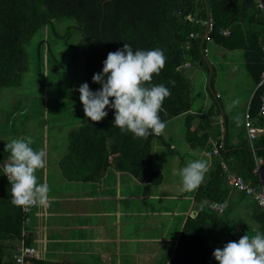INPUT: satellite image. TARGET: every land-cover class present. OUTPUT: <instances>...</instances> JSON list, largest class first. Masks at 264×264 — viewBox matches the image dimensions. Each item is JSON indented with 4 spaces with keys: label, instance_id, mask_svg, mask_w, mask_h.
I'll return each instance as SVG.
<instances>
[{
    "label": "trees",
    "instance_id": "1",
    "mask_svg": "<svg viewBox=\"0 0 264 264\" xmlns=\"http://www.w3.org/2000/svg\"><path fill=\"white\" fill-rule=\"evenodd\" d=\"M260 3L262 8L258 6ZM206 5L212 28L208 29L201 50L207 28ZM65 18L76 23L86 83L93 91L101 88L92 77L102 72L109 52L122 49L124 44L134 51L160 48L167 57L166 66L153 76L152 83H163L171 91L164 101L161 119L184 115L186 142L202 149H210L207 146L210 131L219 123L215 146L218 153L211 155L212 167L193 196L196 213L183 221L166 264H218L213 257L216 248L238 241L245 234L254 235L256 230L264 232V213L254 200L250 207L253 225L239 219L225 221L230 190H234L227 175L256 181L254 155L243 128L234 136L236 143H229L228 120L226 116L223 122L217 119L221 113L216 100L206 113L190 114L191 83L183 73L187 62L205 64L207 42L228 51H243L245 69L256 87L250 100V111L256 117L261 91L257 84L264 70V0H0V87L14 86V78L27 69L23 45L33 34L54 20ZM226 29L229 36L221 33ZM191 34L195 36L190 37ZM213 79L214 69L209 91L213 89ZM170 81H175V86ZM106 111L108 115L102 121L92 122L88 118L84 125L69 130L67 153L58 164L61 176L67 182L97 183L108 170H113L131 176L144 184L146 190L160 185L164 175L154 167L152 142L155 137H162L153 134L142 139L130 132L122 133L114 126L115 110ZM255 122L264 126L263 121L255 119ZM162 143L171 154L175 153L169 142L162 140ZM254 153L264 161V134L255 140ZM9 156L0 146V162L8 161ZM6 191V196L0 195V264H14L22 214L20 206L11 202L9 182ZM216 203L223 206L222 213L211 208ZM31 264L67 263L38 257Z\"/></svg>",
    "mask_w": 264,
    "mask_h": 264
},
{
    "label": "rangeland",
    "instance_id": "2",
    "mask_svg": "<svg viewBox=\"0 0 264 264\" xmlns=\"http://www.w3.org/2000/svg\"><path fill=\"white\" fill-rule=\"evenodd\" d=\"M23 48L27 53V69L14 78V86L0 88V146L5 149L11 139L31 136L34 139L32 147L47 152L46 166L38 170L36 175L39 182L50 186V206L49 210L36 206L29 215L31 246L36 251L45 249L47 252H55L63 248L74 251L81 249L78 241L83 240L85 250L101 252L108 247L107 250L111 248V252L115 253V256L110 258L113 262H103L100 260L102 256L91 254L85 257L87 261L83 263L138 264L133 261L134 257L132 261L129 257H124V252L128 251L129 247L133 252L139 243L144 246L146 233L140 220L144 226L147 216L153 218L154 215H165L162 214V209L168 211L165 213L178 206L179 211L187 210V205L192 203V199L148 201L147 205H142L136 199L141 194L135 189L136 185L120 187L115 179L119 177L112 170L107 171L103 183L107 178H112L111 183H116V188L110 191L113 198L108 193L103 194L102 199L97 198L101 191V181L67 182L61 176L57 162L67 153L69 129L84 125L88 119L85 117L78 91L81 84L86 82V78L82 41L76 23L68 18L54 20L52 24L33 34ZM221 53L223 56H220ZM212 69L213 89L209 91L208 77ZM183 73L190 78L193 109L205 103L211 106L216 100L221 113L220 121L223 122L224 114L228 120L230 138L242 130L247 102L255 88L244 66L243 51H225L219 49L216 44L207 42L205 64L193 65L191 70H185ZM233 101L239 103L232 106ZM181 120L167 119V128L161 135L162 139L155 137L152 142L155 167L160 169L168 180L179 181V185L182 184L180 169L199 156L196 149L191 150L185 142ZM170 135L175 154H171L162 144V140L166 141ZM120 178L132 177L121 174ZM127 182L134 184L132 180ZM136 183L139 185V182ZM154 192L159 193H152ZM158 202L164 203L163 207L162 203L160 206ZM137 209H142L147 214L143 217L140 215L141 219L130 215L131 213L127 214ZM151 209L157 210V213H151ZM248 212L249 208L231 206L223 216L228 223L239 219L253 225ZM153 225L157 233L160 225L157 221ZM53 227L60 230L53 231ZM173 232L169 233L168 241L172 239ZM37 256L47 259L53 257L46 254ZM163 256L164 253L147 264H164L161 262Z\"/></svg>",
    "mask_w": 264,
    "mask_h": 264
},
{
    "label": "clouds",
    "instance_id": "3",
    "mask_svg": "<svg viewBox=\"0 0 264 264\" xmlns=\"http://www.w3.org/2000/svg\"><path fill=\"white\" fill-rule=\"evenodd\" d=\"M167 57L160 48L133 50L129 44L109 52L103 62L102 72L92 77L100 84L93 91L88 83L79 87L80 102L86 118L100 122L107 117L106 109H114V126L122 133L147 139L150 135H162L167 123L161 119L163 104L170 97V89L163 83L153 84V76L166 66ZM175 86V81H170ZM239 101H233L232 106ZM31 136L13 138L5 145L10 152L3 173L11 186V202L16 206H50L51 191L47 183H41L37 171L46 166L47 152L34 149ZM210 168L206 159L190 160L179 171L184 192H192L204 182ZM213 257L218 264H264V232L243 235L238 241H230L216 248Z\"/></svg>",
    "mask_w": 264,
    "mask_h": 264
},
{
    "label": "crops",
    "instance_id": "4",
    "mask_svg": "<svg viewBox=\"0 0 264 264\" xmlns=\"http://www.w3.org/2000/svg\"><path fill=\"white\" fill-rule=\"evenodd\" d=\"M218 48L219 49H223L220 46H218ZM223 50H225V49H223ZM225 51H228V50H225ZM232 51H235V50H232ZM232 51H230V52H232ZM220 56H223V53H221ZM187 64H190V67L189 68H185V69L186 70H191L193 65L191 63H189V62H187ZM189 80H190V78H189ZM255 90H256V87L254 88V91L249 96V100H248L247 104L250 102ZM211 106H212V104H211ZM211 106H209L208 103H205L203 106L200 105L196 109H193L191 107L190 114L200 115V114L206 113ZM174 118L175 119H178V118L182 119L181 123H182V126L184 128V134H185V126H184L185 119H184V115L177 116V117H174ZM217 119L220 120V117L217 118ZM223 121H224V119H223ZM218 124L219 123H217L215 125V127L212 128L211 131H210L211 132L210 133L211 137L209 139V143L207 144V146H209V148L211 150L216 146V144H217V142L219 140ZM224 138H225V131L223 132L222 140H224ZM220 139H221V136H220ZM184 140H185V137H184ZM171 141H172V137L170 135V137L166 140V142H169L171 144ZM185 142H186V140H185ZM222 143H223V141H222ZM229 143L234 145L236 143V139L234 137L233 138L231 137L229 139ZM189 147H190L191 150L196 149V151L199 153V156L197 158H195V159H206V160L209 161V163H210L209 171H210V169L212 167V161H213L211 155H209L210 151H208V150H210V149H207L206 147L203 148V149L202 148H195V147H192L190 145H189ZM172 150L175 151L173 148H172ZM173 154H175V153H173ZM62 157H60V159ZM60 159L57 162V166L59 164ZM7 162L8 161L0 162V195L2 193L4 196H6V194H7L6 189L8 188V182H9L7 176L3 173V165L6 164ZM154 167H155V165H154ZM209 171H208V173H209ZM112 172L116 173L117 177H119V178H115V179L117 180V183L120 184V187L121 186L126 187V186L136 185L135 189L141 193V194H139V197H137L136 199H137V201H140L142 205H147L148 201H157V200L160 201V200L180 199V198L183 199V200L186 199V198H188V199L191 198L192 199L191 202L193 204L189 203L187 205V210L184 209L183 211H179L180 207L178 206V207H176L177 209L175 208L176 210L174 209V210H172L169 213H165V212H168V211H165L164 209H162L161 210V211H163L162 214H165V215H154L153 218H151V216H147L146 219L144 220V222H146L144 226H143V222H141L142 220H140L142 228H144L145 233H146V238L143 239L144 246L142 247V243L141 244L139 243V244H137L138 247L137 248L135 247L133 252L131 251V247H129L128 251L124 252L125 253L124 257H129V260H131V261H132V258L134 257L133 261H135L138 264L150 263V262L156 260L157 258H159V256L162 253H164L163 260L161 262H164V264H166L168 262L169 258H170L171 251L174 248L176 240H177V238H178V236L180 234L183 221L187 218V216H193L196 213L194 202H193V196H194L195 191H194L193 194H192V192L191 193L184 192L182 184L179 185V181L176 182V181H173V179L168 180V178H165V176H164L163 182L160 185L152 186V187L148 188V190H146L145 187H144V184L139 182V185H138L136 183L137 180H135L134 178H120L122 173H117V172H115L113 170H112ZM208 173L206 174V176L208 175ZM124 175H126V174H124ZM103 179L100 182V185L101 184L102 185L99 188L103 192L100 191V193L98 194L97 198L98 199H102V195L105 194V193L110 194V196L113 198L114 196L111 195L110 191H111L112 188H114V189L116 188V186H117L116 183H111L112 182V178H107V180L105 179L106 182L103 183ZM130 179L132 181H134L133 182L134 184H131V182H127V181H131ZM105 183H107V184H105ZM176 184H178V185L176 186ZM126 188H128V187H126ZM153 191H159V193H157V192L152 193ZM83 193H85V192H83ZM158 203L161 206L162 202H158ZM252 203H253V198H251L249 196H242L240 193H238V192H236V191H234L232 189L230 190L229 207L235 206V207H242V208H245V209L249 208L250 212H248V215L250 214V216H251L250 207H251ZM163 204L164 203H162V207H163ZM46 208L48 209V206ZM129 213H131L130 215L137 216V217H140V215H142V217H143L145 214H147L142 209L141 210L137 209L135 211L127 212V214H129ZM151 213H157V210L151 209ZM181 216H182V218H181ZM140 219H141V217H140ZM155 221H157L158 225H160V228H159L157 233H155V227L153 225V223ZM175 224H176V226H174ZM179 224H180V229H178V225ZM53 229H52L53 231L60 230L58 227H53ZM173 230H174V232H173ZM177 230H179V231H177ZM84 232H85V229H84ZM170 232H173L172 239L170 241H168L167 238H168ZM30 234H31V238H30V245H31L32 244L31 243L32 233H30ZM84 235H85V233H84ZM60 241H62V240H60ZM78 243H79V245L81 247L80 250L76 249V250L73 251V250H65V248H63V250H58V251L55 250V252H53V251L47 252V251H45V249L43 251L40 250L41 251L40 252L37 249V252L40 255L41 254L42 255L46 254V255L53 256V257H51L52 259H47V258L44 257L46 260L64 262V263L76 264L77 262H79V263L82 264L84 261L85 262L87 261V259H85V257H87V256H89L91 254H92V256L95 255V254H99V256L103 257L102 259H100L103 262L104 261L113 262L112 259H110V258H113L115 256V253L111 252V248L109 250H107L108 249V247H107V249H105L104 251H101V252L95 251V252H93V250H91V249H87V250L84 249L85 245L82 244L83 240L82 241H78ZM131 243L129 242V244H131ZM89 247H90V245H89ZM84 264H87V263H84Z\"/></svg>",
    "mask_w": 264,
    "mask_h": 264
},
{
    "label": "built area",
    "instance_id": "5",
    "mask_svg": "<svg viewBox=\"0 0 264 264\" xmlns=\"http://www.w3.org/2000/svg\"><path fill=\"white\" fill-rule=\"evenodd\" d=\"M258 6L261 8L263 7L262 3H260ZM207 27L208 29L212 28L211 19L207 20ZM221 33L224 36H229L230 31L226 29L222 30ZM194 36V34L190 35V37ZM262 51L264 52V45L262 46ZM184 66L189 68L190 64L186 63ZM257 88H259L261 91L259 95L256 117L253 116L250 111V102L247 104L246 111L243 115V129L245 130L246 139L255 159L253 174L256 181L246 180L236 174H228L227 180L229 185L236 192L252 197L264 213V161L263 159L256 157L254 153L255 140L260 135L264 134V126L258 125L255 122V119L264 122V70L261 72ZM217 153L218 148L214 147L209 155H216ZM35 207L36 206H20L22 214L21 235L16 248V254L14 256V264H31L32 260L38 258V252L30 244H27V240L31 238L29 230V215L32 213ZM211 208L216 212H223V206L218 203L213 204Z\"/></svg>",
    "mask_w": 264,
    "mask_h": 264
},
{
    "label": "water",
    "instance_id": "6",
    "mask_svg": "<svg viewBox=\"0 0 264 264\" xmlns=\"http://www.w3.org/2000/svg\"><path fill=\"white\" fill-rule=\"evenodd\" d=\"M206 15H207V20H209L210 19V12H209L208 5H206ZM207 31H208V27L206 28V31H205L204 35L202 36V39H201V44H200L201 50H202V44H203V41L205 39ZM212 73H213V69L210 70V75L208 77V85L207 86H208L209 89L211 88L210 81H211V78H212ZM224 131H225V127H224Z\"/></svg>",
    "mask_w": 264,
    "mask_h": 264
}]
</instances>
